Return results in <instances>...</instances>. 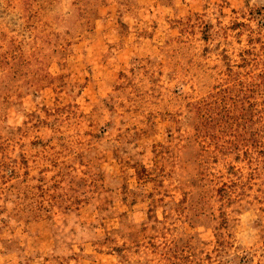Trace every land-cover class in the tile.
<instances>
[{
	"label": "rangeland",
	"instance_id": "rangeland-1",
	"mask_svg": "<svg viewBox=\"0 0 264 264\" xmlns=\"http://www.w3.org/2000/svg\"><path fill=\"white\" fill-rule=\"evenodd\" d=\"M0 264H264V0H0Z\"/></svg>",
	"mask_w": 264,
	"mask_h": 264
}]
</instances>
